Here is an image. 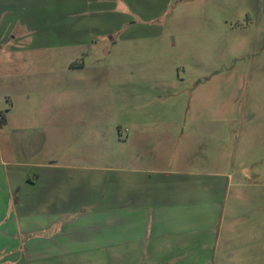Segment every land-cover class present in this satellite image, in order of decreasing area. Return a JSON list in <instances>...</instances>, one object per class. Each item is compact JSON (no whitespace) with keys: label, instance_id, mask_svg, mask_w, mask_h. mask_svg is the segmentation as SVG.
<instances>
[{"label":"rangeland","instance_id":"1","mask_svg":"<svg viewBox=\"0 0 264 264\" xmlns=\"http://www.w3.org/2000/svg\"><path fill=\"white\" fill-rule=\"evenodd\" d=\"M110 7L115 13L108 14L120 24L97 44L40 46L35 36L34 44L0 45V111L6 112L11 99L18 101L15 91L27 87L36 122L42 104L54 102L67 108L66 117L73 116V106L77 116L96 110L110 119L108 127L125 134L130 119L145 112L162 119L165 104L176 102L179 135L209 134L204 154L210 165L202 177L211 182L216 205L211 203L210 209L218 212L217 223L193 231L190 239L173 251L163 250L155 261L152 255L145 261L122 260L117 245L110 264H155L160 259H172V264H264V0H112ZM122 69L130 71L126 79L131 82L145 71L161 82L166 78L170 86L125 89L110 78L91 90L82 88L93 73ZM13 124L0 135V149L5 141L11 148ZM77 127L79 134L87 133L84 126ZM189 143L179 144V158L189 155ZM81 148L80 137L67 139L66 161L77 159ZM113 150L120 154L121 146ZM75 167L82 179L122 175L115 161Z\"/></svg>","mask_w":264,"mask_h":264},{"label":"crops","instance_id":"2","mask_svg":"<svg viewBox=\"0 0 264 264\" xmlns=\"http://www.w3.org/2000/svg\"><path fill=\"white\" fill-rule=\"evenodd\" d=\"M111 2L0 0V45L34 44L35 36L40 46L63 48L104 41L111 36L108 29L120 24L108 14L115 13L108 9ZM129 74L123 69L93 73L82 88L91 90L110 78L125 89L170 86L166 78L161 82L145 71L137 72L134 82L126 79ZM72 85L77 89V82ZM14 94L18 101L11 99L6 112L0 111V135L14 122L11 148L5 141L0 149V264H110L117 245L122 260L145 261L152 255L155 261L163 250L173 251L190 239L193 231L216 225L218 212L210 209L211 203L216 205L210 198L211 182L202 177L210 165L204 154L209 134L179 135L176 102L165 104L162 119L145 112L126 122L125 134H117L108 127L110 119L98 111L77 116L73 106V116L66 117L67 108L54 102L42 104L36 122L31 90L24 87ZM78 125L87 133L79 134ZM70 137L83 139V148L77 150V159L66 161ZM183 140L190 142L189 155L179 158ZM113 146H121L120 154H114ZM114 161L122 166L120 178L82 179L75 167ZM160 260L155 264H172V259Z\"/></svg>","mask_w":264,"mask_h":264}]
</instances>
